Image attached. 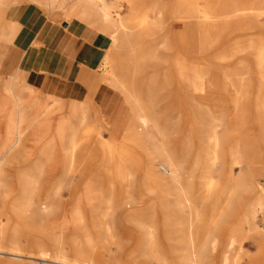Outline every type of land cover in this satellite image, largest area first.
Returning <instances> with one entry per match:
<instances>
[{
  "label": "bare ground",
  "instance_id": "6f19581e",
  "mask_svg": "<svg viewBox=\"0 0 264 264\" xmlns=\"http://www.w3.org/2000/svg\"><path fill=\"white\" fill-rule=\"evenodd\" d=\"M138 1L70 0L69 3H65L64 0H0V56L5 45H12L20 34L21 25L27 26L32 23L40 10H44L55 21L50 23L59 25L58 23L64 21L67 23V28H71L76 33L83 30L81 35L85 37L99 35L103 40V49L101 53L99 52L100 59L93 71L96 80L91 81L95 84L105 83L122 94L123 103L128 105L130 115L127 120L119 119L118 123L114 120L110 125L115 130L121 127V136L124 139L132 144L141 145L150 141L155 133L163 135L156 122L151 100L145 102L135 87V75L142 67L145 59L144 49L147 45H136L132 38L135 29L139 26L150 24L157 27L164 22V18H174L188 27V30L181 32L178 37L177 48L187 53L203 54L226 32L223 38L227 40L230 36L238 38L232 40L229 48L219 54L218 60H226L237 54L252 51V61L256 71V82L253 84L248 70L250 65L243 60L233 69L231 68L229 76L217 81L215 77L200 76L201 62V64L198 62V65L189 64L182 59L183 57L181 58V55H176L172 69L163 70L159 80L166 85L171 81V74H175L178 81L185 83L189 88L190 92L187 95H184L181 86L177 85L175 91L176 99L190 102L197 115L195 123L185 135L183 148L189 151L193 146L192 139L196 136L203 153L202 157L206 159L211 157L212 152L221 144L215 128L219 126V118L214 117L209 120L211 124L209 127L201 123L199 116L206 107L219 111L227 110L237 129H241L251 115L257 123H264V33L259 32L258 29L261 20H264V0H151L148 7L137 14L136 18L133 14L128 18L124 17L122 15L124 7L128 6L134 10ZM168 8L169 10L166 11ZM252 37L258 39L249 40ZM32 43L33 40L28 41L20 59L13 64L8 74L6 73L7 77L0 76L2 82L0 93L4 92L13 99L12 113L7 125L8 139L13 146L22 141L23 110L24 106H28L35 113L33 121L36 127L49 133V140L60 143L62 147L61 172L59 171L60 173L53 180L55 190H59L65 177L81 175L82 183L74 196L77 205L72 206V211L77 214L82 213L84 216H71L67 221H59L55 230L48 231L41 226L38 232L51 242L50 245L46 246L43 240L37 239L33 245L30 244L32 247L27 249L19 243L18 220L13 222L9 234L6 231L7 224L2 217L4 215L2 208L5 205L0 203V257H7L5 260L0 259V264H101L95 261L102 256L99 251L108 241H116V237L111 234L110 218L120 204H130L129 207L132 204L133 208L129 213L133 217L151 215L154 211L172 212L168 223L179 226L182 239L187 243L185 249L187 255L183 258L189 261V264H199L202 259L204 261L207 258L202 249L206 246L213 249L216 246L217 237L213 234L216 224L233 208H237L238 218L235 225L228 228L227 235L225 232L226 237L221 241L223 248L221 264H240L239 251L247 236L252 237L256 242L258 250L264 251V229L258 223L259 216L264 212V193L261 192L264 191V185L257 178L255 169L240 171L232 178H228V188L222 190L226 195V201L220 204L213 203L210 215L202 221L199 219L200 206L210 199L213 181L208 176L203 178L204 182L200 181L198 184L192 179H186V158L175 155L162 141L156 147L155 158H159L161 164L166 166L167 175L156 169L154 157L147 160L142 181L138 186L136 185L139 201L135 202L132 197L135 182L131 169L138 159L126 146L117 148L99 139L102 151L98 154L96 149L88 144L80 128L86 121V105L91 99L89 96L84 100L74 98L64 100L50 93L42 94L37 86L28 82L26 75L32 62L28 60L26 50ZM97 70L100 73H97ZM0 75H2L1 68ZM152 82L155 81L148 80V83ZM62 110L68 113L60 114L54 126L43 123L50 118L53 119L56 111ZM235 113L242 116L233 118ZM203 131L209 135L205 149L201 142ZM253 144L249 141L236 143L232 153L233 165L242 167L244 164L242 152L248 149L257 152ZM84 149L87 150L83 151ZM202 157L198 154L192 166L197 167ZM252 160L257 164L260 162L258 156L252 157ZM5 161V155H2L0 189L4 186L2 172ZM25 180L28 178L26 177ZM148 199H152V203L145 206ZM78 204L82 207H78ZM97 206H102L103 209L100 212L99 222L95 224V220L91 221V218L89 220L86 213L89 217L92 216ZM18 208L14 203L9 204L12 216L19 215ZM39 210L40 214L48 215L53 211V207L51 203L45 202L41 204ZM180 213L187 214L185 216L188 218L181 221L177 218ZM68 224H73L79 229L77 232H70L72 249L70 254L64 248L65 240L62 235L63 229H67ZM199 224L202 225L200 234L197 230ZM164 234L166 235L167 232ZM231 249L234 250L230 252Z\"/></svg>",
  "mask_w": 264,
  "mask_h": 264
},
{
  "label": "rangeland",
  "instance_id": "374dc122",
  "mask_svg": "<svg viewBox=\"0 0 264 264\" xmlns=\"http://www.w3.org/2000/svg\"><path fill=\"white\" fill-rule=\"evenodd\" d=\"M64 1L65 3L70 2V0ZM106 1L113 2L114 0ZM150 2L151 0H139L136 4V9L132 10L128 6L124 7L122 15L128 18L133 14V17L136 18L135 16L144 11ZM25 5L28 6V4ZM168 10L169 8L166 9V11ZM37 14V18L34 19L32 23L27 26L25 24L21 25V32L12 45H5L0 56L1 77H7L8 71L13 67V64L20 59L21 53L28 41L33 40L34 42L29 47H39L41 45L36 37L42 26H44L45 23L55 22L44 12V10H40ZM163 21L164 22L157 27L150 24L137 27L135 29L136 31L134 30L135 34L132 38L136 45H147V48L144 49L145 59L142 63V67L135 75V87L145 102L149 99L151 100L155 112V119L163 136L155 133L150 141L143 142L141 145L132 144L124 139L121 136V127L115 130L110 125V122L115 120L118 123L119 119L122 121L127 120L130 115V109L128 105L123 103V96L118 90L105 83L95 84L93 81L96 80V76L92 74L93 81L89 80V78L91 79V76H89V78L83 76L89 80V82L85 81V84L89 89V93L87 92L88 94H83V92H81L79 95L74 94L75 97H65V95L59 94L68 93L66 90L63 92L57 90V95H52L61 99L63 98L64 100H70L73 98L75 100H84L88 96L91 98L90 102L86 105V121L80 128V131L88 140V144L93 146L98 154L102 151L98 142L99 139L107 144H113L117 148L120 146H126L131 149L138 159L131 169L134 174L135 182L132 190V197L135 202L139 201L136 185L138 186L142 181L146 162L150 158L156 157V147L162 141L165 142L166 146L175 155L180 158H186V179H192L198 184L207 176L211 178L213 181L212 194L210 199L205 201V203H201L200 206L201 215L199 216V219L205 221L211 213L213 203L220 204L226 201V195L222 193V190H227L229 184L228 178H232L234 174H237L240 171L247 172L248 170L255 169L257 178H259L260 182L264 185V123H257L254 120L253 115H251L250 119L245 121L243 127L237 129L233 124V120H231L232 116L227 113V110L219 111L212 107H206L201 111L199 116L202 120L201 123L204 126L209 127L211 126L209 120H212L214 117L219 118V126L215 128L219 134L221 144L212 152L210 155L211 157H208L209 159H203L200 143H198V138L194 136L192 139V148H190L189 151H186V149L183 148V141L190 127L195 123V117L197 115L190 102L185 99H176L175 91L178 86H181L184 90V95H187L190 92L189 88L185 83H180L175 74H171V81H168V83L164 85L159 80L161 77L160 74L166 68L172 69V63L174 62V59L177 58V54L179 56L181 55V58L183 57L182 59L189 64L198 65L201 62L202 67L200 76H206L207 78L215 77L217 81L224 80V78L230 75L229 72L240 61L246 60L250 65L248 66V70H250V78L253 81V84H255L256 71L252 61V51L240 53L237 54L238 56L235 55L232 58L219 61V54L229 48L232 40L238 38L230 36L227 40L226 38H223L226 35V32H224L221 38L218 39L217 43L210 48L211 50L209 49L210 51L208 50L203 54L187 53L186 51L177 48V45L178 37L183 32H186L188 27L174 18H164ZM63 22L64 21L58 24L61 25ZM258 29L259 32L264 33V20H261V25ZM257 39L258 38L252 37L249 40L255 41ZM96 72L100 73L99 70ZM26 77L28 82L33 85L29 72ZM148 80L155 82L148 83ZM1 83L2 82L0 81V85ZM40 92L42 94L48 93L43 89L40 90ZM12 102L13 99L4 94V92L0 93V157L2 155H5L6 157L2 172L4 186L0 189V203H4L5 205V207L2 208L4 210V215H2V217L7 224L6 231L8 234L13 222L18 220V230L20 234L19 243L22 244L21 246L24 248H31L33 242L37 239L43 240L46 246H49L51 242L38 232L41 226L48 231L50 229L55 230L59 221H67L71 216H84L82 213L77 214L72 211V206L77 205L75 204L74 196L78 190V186L82 183V178L79 174L67 176L65 177L64 183L60 185L59 190H55L53 180L61 172V160L63 158L62 147L60 143L49 140V133L36 127L35 121H33L35 113L28 106H24L23 110L24 134L22 141L17 145H12L8 139L7 132V125L12 113ZM250 107L252 109V105ZM67 113L66 110L56 111L53 114V119L50 118L43 123L45 125L48 124V126H54L58 116L60 114L66 115ZM241 116L242 115L235 113L233 118H240ZM206 133V131H203L201 142L203 147L205 146L207 148L209 135L208 133L206 135ZM241 141L253 142L257 152H253L251 149L242 152L244 164H242V167H238L237 165H233L234 158L232 153L236 143ZM86 150L87 149H84L83 151ZM198 154H200L202 159L200 158L197 167H193V160ZM257 156L260 161L258 162L259 165L252 160V157L257 158ZM155 163L156 169L164 175H167V168L161 164L159 158H155ZM26 177L28 180H25ZM100 181L102 183V180ZM261 192L264 193V191ZM45 202L51 203L53 207V211L48 215L40 214L39 210L41 204ZM10 203L16 204L17 208L19 207L18 209L20 213L18 216L15 217L11 215L9 211ZM151 203L152 199H148L145 206ZM78 205V207H82L81 204ZM129 205L130 204H120L112 213L110 218L112 227L111 234L116 237V241H108L104 244L101 251H99L100 254L102 253V256L100 259H95L97 263H190L183 258L187 255L185 251L187 243L182 239L179 226L168 223L172 212L154 211L151 215L147 214L133 217L129 213L133 206L131 204V207H129ZM96 208L97 209L93 212L92 216L89 217V214L86 213L89 220L90 218L91 221L95 220V224L99 222L100 212H102L103 209L102 206H97ZM185 215L187 216V214L180 213L177 218L181 221L186 220L188 217ZM183 217H185V219ZM237 218L238 210L237 208H233L230 213L225 215L221 221L216 224L213 231V234L217 237L215 243L216 246H214L213 249H210L208 246L202 249L203 254L206 253L204 256L207 258H205L204 261L202 259L199 264H221V250H223L221 241L225 239L229 230L228 228L235 225ZM258 223L262 225L264 229V212L259 216ZM201 226L202 225L200 224L197 226L199 234L200 231H202ZM66 228L67 229H63L62 235L65 240L64 248L70 254L72 250L70 232H77L79 229L73 224H68ZM164 232H167V236ZM241 236H244L243 232ZM177 249L181 251L179 252ZM233 250L234 249H231L230 252ZM6 258V256L0 257L1 260H5ZM239 262L240 264H264V251L258 250L256 242L250 236H247L243 240L241 250L239 251Z\"/></svg>",
  "mask_w": 264,
  "mask_h": 264
},
{
  "label": "crops",
  "instance_id": "0c3cea01",
  "mask_svg": "<svg viewBox=\"0 0 264 264\" xmlns=\"http://www.w3.org/2000/svg\"><path fill=\"white\" fill-rule=\"evenodd\" d=\"M63 23H45L38 31L36 38L41 45L26 50L27 58L32 62L28 72L33 85L50 94H57V90H66L68 93L59 95L70 97H75L74 94L79 95L81 92L88 94L89 89L85 81L89 82L86 78L93 75L96 69L103 49V40L99 35L85 37L81 35L83 30L76 33L67 28V23L65 26ZM92 79L91 76L90 81Z\"/></svg>",
  "mask_w": 264,
  "mask_h": 264
},
{
  "label": "water",
  "instance_id": "95a60500",
  "mask_svg": "<svg viewBox=\"0 0 264 264\" xmlns=\"http://www.w3.org/2000/svg\"><path fill=\"white\" fill-rule=\"evenodd\" d=\"M66 23H63V26H65Z\"/></svg>",
  "mask_w": 264,
  "mask_h": 264
}]
</instances>
